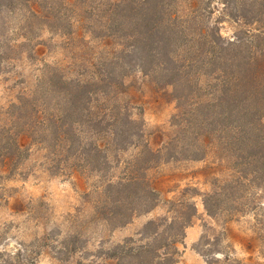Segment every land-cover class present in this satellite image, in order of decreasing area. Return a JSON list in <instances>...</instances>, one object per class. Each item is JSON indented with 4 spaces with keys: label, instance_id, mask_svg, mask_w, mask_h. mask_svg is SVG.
Masks as SVG:
<instances>
[{
    "label": "trees",
    "instance_id": "obj_1",
    "mask_svg": "<svg viewBox=\"0 0 264 264\" xmlns=\"http://www.w3.org/2000/svg\"><path fill=\"white\" fill-rule=\"evenodd\" d=\"M213 4L221 8L215 11ZM4 8H23L16 30L26 41L35 23L68 39L85 73L68 77L52 68L31 93L0 108V179L13 177L34 147L47 152L53 173L107 175V152L132 144L138 153L124 174L104 177L100 187L113 206L103 218L118 226L139 209L158 205L147 172L163 152L190 160L214 157L241 192L264 186V0H0V16ZM215 12L218 19L206 23ZM226 17L237 26L229 39L218 26ZM2 36L1 62L16 50ZM152 87L169 90L178 110L173 137L155 149L139 141L144 132L130 114L142 105L134 90ZM218 195L205 196L208 212ZM183 214L167 224L181 231H146L150 241L117 245L101 255L102 264H177L195 205ZM152 227H159L157 220L146 225ZM77 240L72 237V246ZM15 262L22 261L0 264Z\"/></svg>",
    "mask_w": 264,
    "mask_h": 264
},
{
    "label": "rangeland",
    "instance_id": "obj_2",
    "mask_svg": "<svg viewBox=\"0 0 264 264\" xmlns=\"http://www.w3.org/2000/svg\"><path fill=\"white\" fill-rule=\"evenodd\" d=\"M213 5L215 11L221 8ZM3 12L0 39H4L2 34L8 37L16 50L12 59L0 61V108L31 93L52 68L58 67L68 77L85 73L68 39L35 23L31 39L26 41L23 31L16 30L24 21L23 8L13 12L4 8ZM218 17L215 12L205 22L213 23ZM218 24L224 38L234 36L237 26L233 20L222 18ZM21 43L25 44L19 47ZM134 93L142 99L140 107L130 109L144 132L139 141L148 140L154 149L162 147L176 131L172 126L178 111L176 101L163 88H145L143 93L136 89ZM46 153L32 148L13 177L0 179V261L102 264L101 255L117 245L150 241L146 231H181L169 229L167 224L195 205L196 216L178 244L177 264L264 263V186L241 192L231 172L214 157L190 160L163 152L147 172L150 185L159 193L158 205L147 212L139 209L129 223L118 226L103 218L113 206L112 202L106 204L100 187L105 178L122 176L138 149L132 144L123 152L112 148L107 152L111 167L107 175L80 170L77 177L53 173ZM215 191L219 195L208 212L204 199ZM100 208L102 212H98ZM152 220L159 227L146 229ZM72 237L78 238L73 246Z\"/></svg>",
    "mask_w": 264,
    "mask_h": 264
}]
</instances>
